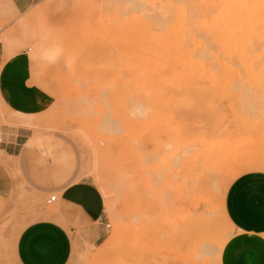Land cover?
<instances>
[{"label":"rangeland","instance_id":"1","mask_svg":"<svg viewBox=\"0 0 264 264\" xmlns=\"http://www.w3.org/2000/svg\"><path fill=\"white\" fill-rule=\"evenodd\" d=\"M212 1L41 0L23 20L0 19V68L14 55V45L26 40L30 59H21L31 87L40 92L44 83L63 101L27 112L0 96V137L2 127L22 126L19 115L27 113L34 117L36 138L30 149L34 182L19 165L3 169L19 173L21 187L14 191L9 182L0 190V264L17 258L14 237L29 213L54 211L48 200L57 193L40 190L46 179L77 163L94 169L99 164L114 212L99 245L72 233L67 264L193 263L178 251L189 211L182 158L207 142L222 143L236 165L264 157V0L262 7L254 0L255 14V4H245L253 0H235L234 6L244 5L237 6L241 18L231 25L242 20V33L229 54L219 0ZM189 17L194 23L184 32L181 20L187 24ZM180 50L200 63L193 73L178 74ZM240 52L255 72L244 71L245 65L239 73L225 70L226 60ZM84 136L92 144L88 161L79 154ZM177 212L178 238L172 226ZM215 216L214 239L202 245L193 264L211 262L213 242L225 227ZM110 237L115 243L106 248Z\"/></svg>","mask_w":264,"mask_h":264},{"label":"snow or ice","instance_id":"2","mask_svg":"<svg viewBox=\"0 0 264 264\" xmlns=\"http://www.w3.org/2000/svg\"><path fill=\"white\" fill-rule=\"evenodd\" d=\"M12 8L14 23L29 17L36 5L27 0H12ZM30 51L27 41L20 39L12 48L14 55L11 58L5 57V67L0 68V73L6 70L7 63L16 58L30 59ZM32 84L33 80L28 79L27 85L31 87ZM39 87L41 91L36 95V102L45 110L62 104L60 92L50 91L44 83ZM78 143L80 157L83 161H88L92 148L90 139L84 136L83 142ZM33 144L34 141H30L25 149L31 148ZM2 147L0 144V148ZM73 147L76 148L77 144H73ZM6 182L12 183L14 191L18 190L21 187L20 174L0 169V185ZM48 186L57 193L52 197L53 201L64 200L65 205L74 208L81 219L94 224L103 238L105 221L113 214L114 204L99 164L95 169L90 163H77L75 167L65 168L50 177ZM43 190L45 189H41ZM257 190L261 192V212L264 213V157L233 165L219 177L212 199L217 206V216L225 227L217 233L213 242L210 264H235L230 257L246 251L244 241L248 235V226L244 223V216L254 207ZM108 228H111V224H108ZM63 232L64 222L61 218L44 212L29 213L14 237L17 258L10 264H64L55 258L53 244Z\"/></svg>","mask_w":264,"mask_h":264},{"label":"crops","instance_id":"3","mask_svg":"<svg viewBox=\"0 0 264 264\" xmlns=\"http://www.w3.org/2000/svg\"><path fill=\"white\" fill-rule=\"evenodd\" d=\"M41 0H27L28 3L35 5ZM12 0H0V19L13 17ZM24 63L22 59H15L11 63H7L6 70L2 72L0 77V96L9 107L17 110L32 112L38 108L39 103L36 102L37 91L34 87L27 85V75L24 72ZM25 116H33L32 114L20 113ZM19 127H2L0 144L3 145L0 150V160L4 159L6 163L0 161V169L20 166L28 178L34 182V166L32 163L31 148L25 149V146L36 138L32 137V129L34 125L21 124ZM11 148V151L8 149ZM16 169V168H14ZM50 178L46 179L41 189L44 192L54 191L49 184ZM6 182L0 185V190L8 185ZM261 192H255L254 207L244 216V223L247 224L248 235L244 241L246 251L236 253L231 256L235 264H264V213L261 212ZM55 209L51 212L48 210L46 214L57 216L64 222V232L60 237L53 241L55 248V258L67 264L70 260L73 248L72 233L79 231L86 240L92 245H99L103 238L98 234L94 224L88 220L81 219L79 213L74 208L67 207L64 200L57 199ZM105 228L103 229V237ZM16 247V245H15ZM17 256V255H16ZM31 259V257H28Z\"/></svg>","mask_w":264,"mask_h":264},{"label":"bare ground","instance_id":"4","mask_svg":"<svg viewBox=\"0 0 264 264\" xmlns=\"http://www.w3.org/2000/svg\"><path fill=\"white\" fill-rule=\"evenodd\" d=\"M213 1L215 3V0H213ZM238 1H240V0H238ZM243 1L245 2L246 0H243ZM253 1H250V3L245 2V4H251V3L255 4V1L254 2ZM258 1L261 3L260 7H262V2L263 1H261V0H258ZM232 2H233V4H232ZM234 2H235V0H232V1H230V0H219V2H218L219 6H217V7H219L218 8L219 9L218 13L220 15V18L222 17L223 20L222 19L221 20H222V22H224V32H225L224 44H225V46L227 48L226 50H227L228 54L230 53V47L235 44L236 33L238 32L239 35H240V33H242V26H241L242 25V20L239 19L238 27H236V26L234 27L231 24L233 23L232 21L234 20V17L237 16V17L241 18L240 17V13L238 12L237 6L241 7L244 4L241 5V6H240V4H235V6H236L235 7L234 6ZM214 3H213V5H214ZM235 3H237V2H235ZM231 4L233 5V7L235 9H237V11L234 10L233 7L231 8ZM171 7H172V5H171ZM217 7H215V8H217ZM253 7H255V8L254 9L252 8V12L253 11L254 12L255 11L256 12L259 11L258 10L259 8H257V4H255V6H253ZM239 9L241 10L243 8L241 7ZM245 9H247V8H245ZM215 10L217 11V9H215ZM209 11H211V10H209ZM246 11H248V10H246ZM186 14H188L187 11H186ZM247 14H250V13L247 12ZM212 16H216V15H212ZM177 18H179V16ZM215 18H217V17H215ZM188 19H189V21L187 22V24H186V22L184 20L183 21L181 20V25L180 26H181L182 29L179 28V25L177 26L178 28L177 27L176 28L186 32L187 31V27L189 25H191L192 22L194 23V21H192L193 18L189 17ZM212 19H213V17H212ZM175 21L178 22V20H175ZM200 21H203V19L200 20ZM171 26H174V25L171 24ZM220 29H221V27H220ZM174 30H176V29H174ZM174 30H172V31H174ZM220 31H222V30H220ZM178 32H180V31H178ZM165 34H163V35L165 37H167L168 34L167 35H165ZM181 34H182V31H181ZM188 34H189V32H188ZM184 36H185V33H184ZM165 37H164V40L166 39ZM170 38L172 39V36ZM159 40L161 41L160 38H159ZM192 41H194V40H192ZM161 42L163 43L164 41H161ZM161 42H159V43H161ZM208 42L209 41H207L206 43H208ZM230 43L232 45H230ZM187 45H188V43H187ZM192 45H194V43ZM47 46H48V44H47ZM176 46L178 48V46H179L178 43L176 44ZM161 47H162V45H161ZM165 47H166V45H165ZM205 48H207V47H205ZM44 50H45V52H47L46 48ZM48 51H51V50H48ZM42 52H44V51H42ZM45 52H44V54H45ZM55 52H56V50H55ZM55 52H53V54ZM46 54H50V53L48 52ZM53 54H50V56L53 55ZM224 57H225V55H224ZM244 57H245V55L240 52L238 59H236V60L227 59L226 63H225V66H224L226 68L225 70H227L229 72L239 73L241 71V69L242 70L244 69V65H245L244 71L255 72L256 69H255L253 63L249 62V61H246V59ZM175 58L178 59V74H180V73L184 74V72H185V74H190V73H187V72L193 73L195 71L197 65L200 64V63L199 64L197 63V61H196V59L194 57H192V56L191 57H187V55L184 53V51H181L180 53L178 52L177 56ZM215 58H217V57H215ZM214 60H216V59H214ZM195 64H196V67H195ZM202 70L200 68V72L197 71V73L199 74V73L203 72ZM227 71H225V72H227ZM207 72H208V70H207ZM32 117L33 116H25V115H21L20 114L18 120H20L21 124L35 125V121H33L34 117L33 118ZM25 118H27V119H25ZM227 159H228V152L224 148L223 144L220 143V142H207L205 144V146L201 147V149H199V151H197L196 153H193V154H190V155H188V153H187L182 158V163H183L182 172L183 171L185 172L184 174H185V177H186V183H187V185H186L187 186V197L186 198H187V202H188L189 211H188V215H187V218H186V221H187L186 227H185V230H184V232L182 234V241H181L180 244H178V251H179V253H181L180 254L181 257L183 255H186V256H188L191 259L190 261L193 262V263L195 262V257L198 255L202 245L206 244V242L214 239L213 235L218 230V227H217L218 224L216 225L217 221H216V216H215L217 206L213 202L212 192H213V189H214L215 185L218 182L219 177L222 174L226 173L228 170H230V168L233 165H236L234 163H229ZM249 161H251V160H249ZM56 202H54V203H56ZM172 226L175 227L176 234H177L176 238H178V212L176 213V216L173 219ZM114 243H115V238L114 237H110L108 240H106L105 246H106V248H111L114 245Z\"/></svg>","mask_w":264,"mask_h":264},{"label":"built area","instance_id":"5","mask_svg":"<svg viewBox=\"0 0 264 264\" xmlns=\"http://www.w3.org/2000/svg\"><path fill=\"white\" fill-rule=\"evenodd\" d=\"M0 140H1V139H0ZM53 196H56V195H53ZM53 196H51V197L49 198L48 203H54V202L57 201V200L53 201V199H52Z\"/></svg>","mask_w":264,"mask_h":264}]
</instances>
